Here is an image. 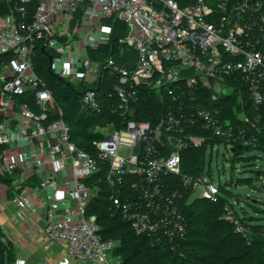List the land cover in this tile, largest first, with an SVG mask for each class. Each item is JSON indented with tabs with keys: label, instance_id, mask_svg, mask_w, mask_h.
Instances as JSON below:
<instances>
[{
	"label": "built area",
	"instance_id": "built-area-1",
	"mask_svg": "<svg viewBox=\"0 0 264 264\" xmlns=\"http://www.w3.org/2000/svg\"><path fill=\"white\" fill-rule=\"evenodd\" d=\"M0 7V179L15 216L42 211L45 239L65 248L56 264H122L113 255L120 240L105 235L91 211L104 196L136 237L176 252L187 237L185 195L211 203L221 195L203 167L183 172V149L222 144L232 155L256 141L244 110L264 111V0H0ZM117 24L125 28L115 35L118 51L99 64L90 51L109 42ZM127 51L132 68V59L115 66L111 58ZM37 58L77 97L86 122L117 119L91 150L74 137ZM149 96L162 107L156 121L136 110ZM232 97L245 119L213 108Z\"/></svg>",
	"mask_w": 264,
	"mask_h": 264
},
{
	"label": "rangeland",
	"instance_id": "rangeland-1",
	"mask_svg": "<svg viewBox=\"0 0 264 264\" xmlns=\"http://www.w3.org/2000/svg\"><path fill=\"white\" fill-rule=\"evenodd\" d=\"M114 35L115 34L110 33L108 41H112ZM102 58L103 57H99L98 54H94L93 56V59L96 60L99 64H101L100 62L102 61ZM36 68L38 73L48 82V84L51 87L54 85V87L57 88V91H59L60 97L58 101L59 104L63 106V110L65 109V120L73 128V131L75 133H78L81 130V125L84 126V124H87L88 122H86L85 120H82V122L76 120L77 113L80 111V107L77 103V97L68 89L57 85L51 79V77L46 72L47 62L45 60H43L42 58H37ZM227 102L230 104V110L228 111V113H230L225 116L226 118L230 120L236 119V117H238L239 119H245L244 114H240V109L237 106V100L234 97L229 99ZM154 111L156 115L159 113L157 109ZM244 112L246 113V118L248 120L246 126L248 127L250 132H254L256 134V141L254 142V144L247 147H240L235 150L233 149L232 155H230V148L225 147L222 144H216L212 152L210 147H208L207 149H205L206 152L204 155L202 167L204 173H210L209 175L211 179L215 183L220 182V185L225 188L222 190L224 196L227 198V201L222 205V217L226 222L233 223V221L236 219L235 213H237L239 215V218L247 220L250 219L251 216H253L256 217V219H259L261 223H264V116H261L255 111H251L249 109H245ZM139 114H142V111H139ZM116 124L117 119H112L108 116L99 119H92L89 126H86L85 131L97 134V137L99 138L100 132H112L116 127ZM77 137L79 138V136ZM98 138H95L94 141H96ZM94 141H92V144ZM185 149H195L199 151V149L201 150L203 148L189 146V148ZM185 149H183L182 154L186 152ZM88 150H91V148H89ZM199 170L201 171L200 163L196 162V165L191 171L194 175H197L200 173ZM7 187V183L0 181L1 206L8 204L11 200V191L7 190ZM200 192L201 188H198L194 196L199 195ZM101 197H103L101 198L102 200H107L104 196ZM92 212L93 214L96 213L94 209ZM199 219L200 222L191 224L189 227H187L188 238L186 237V239H188L189 241L193 240L200 243L209 244L211 240L210 238L206 237L205 234L208 231V227L205 225L206 215L202 214ZM100 224L110 227L111 221H109L108 219H104L100 221ZM11 226L15 227L13 224ZM17 230L20 231L18 228ZM240 230V226L238 229H236L235 227L236 232ZM5 231L9 232L8 229H5ZM115 234L116 232L107 236L113 237L115 236ZM4 240L6 241L8 248L0 247V257L3 256L4 258L3 264H16L17 256H24L25 253L21 248H19L20 252L17 254L16 248H14L12 241H10V239H7V237H4ZM48 243L50 244V242ZM127 245L128 244H119L118 247L115 248L113 255L123 261V257L127 255V250L124 249L125 247H127ZM132 248V246L128 247L129 250H132ZM1 251L4 252L1 253ZM161 253L165 254L166 252ZM200 253L201 255H204L205 258L207 257L205 252H202L201 250H199L198 252L197 247H188L185 250L180 249L178 251L179 256L176 259H174L173 256L165 257L166 255L160 254L163 256V258L160 259L159 264H167L172 262H174V264H179L180 262H186V260L191 264H208L207 260L200 258L199 260L201 262H199L197 260L198 258L195 259L194 256H192L193 258L190 257V259L188 257L189 254L196 256L200 255ZM45 258L50 257L46 255ZM58 259L59 256L54 259L50 258L49 260L51 262H56V260ZM137 259L138 258H135V260H132L129 264L136 263L135 261ZM19 260H23L25 264H47V262H49L48 260H44L42 256L39 257L36 255H33L30 258L23 257Z\"/></svg>",
	"mask_w": 264,
	"mask_h": 264
},
{
	"label": "trees",
	"instance_id": "trees-1",
	"mask_svg": "<svg viewBox=\"0 0 264 264\" xmlns=\"http://www.w3.org/2000/svg\"><path fill=\"white\" fill-rule=\"evenodd\" d=\"M3 10L4 9L0 7V11ZM124 29V26H120L117 24L114 26L112 33L117 36L116 33H123ZM115 35L112 41L100 45L96 51H90V57L93 59L94 54H98L99 57H103L102 61L100 62L102 64L108 59V57L117 52L118 49ZM52 87L58 101L60 97L59 91H57V88L54 87V85ZM108 91H110V88H105V93ZM60 106L63 109V106ZM213 108L219 109L222 112L223 116H226L230 113H228V111L230 110V104L227 102V99L222 101L220 104L213 106ZM238 108L240 109L239 106ZM156 109L159 111L157 115L154 111ZM136 110L138 113L139 111H142V114H140V119H150L151 121H156L160 116L162 107L160 104H158L156 99L154 102V97L149 96L144 97L140 100V102L136 106ZM262 115L264 116V111L261 113V116ZM63 118L66 119L65 109L63 110ZM76 120L81 122L82 120L86 121V117L78 112ZM90 121H87L88 123L84 124V126L81 125V130L78 133L73 132V135L78 140L79 145L85 149L91 148L92 141H94L95 138H98L97 134L85 131V128L86 126H89ZM77 136H79V138ZM238 148L240 147H235L234 150ZM185 150V153H181L182 170L184 173L193 174L191 170H193L196 162H199L200 167H202L205 148L201 150L199 149V151L195 149ZM174 180L176 183L178 182V179L175 178ZM5 183L7 182L5 181ZM222 189L225 188H223L222 185H219L221 195L218 197L215 203H211L200 198H192L190 193L185 195L184 200L181 204V212L186 220L187 227H189L191 224L200 222V216L202 214H205V225L208 227V231L204 232H206V237L210 238L211 242L209 244H206L185 239V241L180 244L176 252L169 251L168 249L162 250V248L152 245L145 238L136 237L131 232L126 223L122 222L117 215L111 213L108 201L105 199H103V201L101 199L102 197L97 198L96 202L92 206L91 211H93V209L95 210L96 218L99 223L104 219H108L109 221H111L110 227L101 225V228L105 235H110L116 232L115 236L111 238L120 240V244H128L127 247L124 248L125 250H127V255L123 257V264H129L132 260H135V258L138 259L134 264H159L160 259L163 258L162 255H166L165 257L173 256L174 259H176L179 256L178 251L180 249L185 250L188 247H197L198 252L199 250L205 252V254L207 255L206 258L204 257V255H201V253L200 255L196 256L192 254L188 255L189 259L190 257L193 258L192 256H194L195 259L198 258L197 260L199 262H201L199 260L201 258L207 260L208 264H264V223H261L259 219H256V217L253 216H251L250 219L247 220L239 218V215L235 213V218L238 220L239 226L241 228L240 231L236 232L235 225H233V223L231 222H226L222 217V205L227 201V198L224 196ZM130 246L133 247L132 250L128 249V247ZM0 247L8 248L1 229ZM2 252L4 251H1V253ZM161 252L166 253L162 254ZM3 262L4 258L3 256H1L0 264H3ZM167 264H174V262ZM179 264L191 263L187 262L186 260V262H180Z\"/></svg>",
	"mask_w": 264,
	"mask_h": 264
},
{
	"label": "crops",
	"instance_id": "crops-1",
	"mask_svg": "<svg viewBox=\"0 0 264 264\" xmlns=\"http://www.w3.org/2000/svg\"><path fill=\"white\" fill-rule=\"evenodd\" d=\"M12 224L15 227H12ZM0 229L4 237L12 241L17 254L20 252L19 248L24 251L25 255L17 256V259L30 258L36 255L42 256L51 264H56L65 254L63 245L51 243L45 239L42 233V211L40 210H35L34 214H27L24 218H18L15 216V209L11 204L0 205ZM5 229H8L9 232ZM46 255L53 259L59 256V259L56 262H51L50 258H45Z\"/></svg>",
	"mask_w": 264,
	"mask_h": 264
},
{
	"label": "water",
	"instance_id": "water-1",
	"mask_svg": "<svg viewBox=\"0 0 264 264\" xmlns=\"http://www.w3.org/2000/svg\"><path fill=\"white\" fill-rule=\"evenodd\" d=\"M128 59H132V62L128 65L129 68H132L133 66V61H134V56L133 54L130 52V51H127L123 56L121 57H114V58H111V61L113 62V64L115 66H120L121 64L125 63ZM51 63V58L49 57V64ZM48 71H50L48 69Z\"/></svg>",
	"mask_w": 264,
	"mask_h": 264
}]
</instances>
